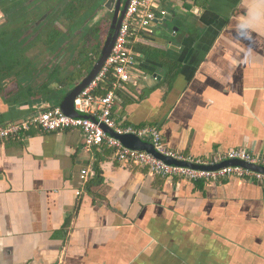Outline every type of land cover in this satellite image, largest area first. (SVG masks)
I'll return each instance as SVG.
<instances>
[{"label": "crops", "instance_id": "0c3cea01", "mask_svg": "<svg viewBox=\"0 0 264 264\" xmlns=\"http://www.w3.org/2000/svg\"><path fill=\"white\" fill-rule=\"evenodd\" d=\"M168 1V16L185 18L134 41L115 119L155 125L168 148L199 161L264 153V0ZM18 88L2 80L0 124L57 105ZM0 264H264V185L162 178L85 149L79 128L31 127L0 140Z\"/></svg>", "mask_w": 264, "mask_h": 264}, {"label": "built area", "instance_id": "2783aa9c", "mask_svg": "<svg viewBox=\"0 0 264 264\" xmlns=\"http://www.w3.org/2000/svg\"><path fill=\"white\" fill-rule=\"evenodd\" d=\"M163 4V0H129L110 55L96 77L73 101L76 111L89 115L95 120L67 115L58 105L38 108L20 120L0 124V140L28 131L31 127H39L45 132L79 128L85 149L104 146L111 150L114 159L122 166L134 165L146 169L154 176L178 178L195 183L218 182L228 177H235L255 180L264 185L262 172L241 165H224L207 169L201 166L167 163L152 153L125 146L104 128L105 126L119 135L133 134L147 140L158 153L178 161L210 166L226 160H239L264 166V153H254L241 147L232 148L223 155H215L208 161L195 160L168 148L157 126H134L115 119L116 89L127 82L136 71L137 61L132 45L141 33H152L156 25L161 24L170 14ZM109 74L113 77L110 87L99 93L96 90ZM89 176L88 168L81 170L82 186L88 181ZM80 193L81 189H78L76 195Z\"/></svg>", "mask_w": 264, "mask_h": 264}, {"label": "trees", "instance_id": "16d2710c", "mask_svg": "<svg viewBox=\"0 0 264 264\" xmlns=\"http://www.w3.org/2000/svg\"><path fill=\"white\" fill-rule=\"evenodd\" d=\"M208 1L194 0V4L206 6ZM104 2L105 0H0V11L4 15L0 25V89L5 77L14 76L19 88L24 91V99L32 96H45V99L52 94L49 87L51 83L58 82L66 87L79 80L91 69L106 38L110 23L104 20L91 26L86 23L97 15ZM57 20L62 24L61 27L54 25ZM74 32L80 34L74 46L71 50L63 47ZM37 48L48 51L51 55L64 50L72 53L76 51L71 61L74 70L60 77V67L56 64L49 67L47 63L37 69L36 63L28 55V51ZM42 74L44 76L38 79ZM168 76L169 73L166 77ZM112 80L113 77L109 74L96 91L103 93L110 87Z\"/></svg>", "mask_w": 264, "mask_h": 264}, {"label": "water", "instance_id": "95a60500", "mask_svg": "<svg viewBox=\"0 0 264 264\" xmlns=\"http://www.w3.org/2000/svg\"><path fill=\"white\" fill-rule=\"evenodd\" d=\"M115 3V6H114ZM129 0H106L104 3V7L108 10L111 11L113 13L112 15V19L110 21L108 30H107V34H106V38L102 44L100 53L98 58L95 60V62L93 63L91 69L85 73L79 80L75 81L74 83L66 86V88H64L66 90V93L62 96H60L58 99H55L57 102V105L61 108V110L70 116H74V117H84V118H90L95 120L94 118H92L89 115L80 113L78 111H76L74 109V98L84 89L86 88L91 81L96 77V75L99 73L100 69L102 68V66L104 65L106 59L108 58V56L110 55V52L112 50V47L114 45V41L116 39L119 27H120V23L122 21V18L124 16V13L126 11V8L128 6ZM193 14L196 15H201V13L203 12V9H200L198 7H194L191 11ZM170 16H167L166 19L163 21L165 22L166 20H170ZM178 27L175 26L174 31L177 32ZM174 36L171 37L170 42L174 45H180V43H178L175 39H173ZM153 77L157 76L160 77V75H157V73H153L152 74ZM61 88V89H62ZM41 109L44 108L43 106H38V105H34L32 106V108L30 109V113L35 110V109ZM104 128L112 135H114L115 137H117L125 146L133 148V149H138V150H144L147 151L149 153H152L153 155H155L157 158H160L162 160H164L167 163H171V164H181V165H190V166H201L203 168H209V169H215L224 165H241L243 167L246 168H250L254 171L257 172H262L264 174V166H258V165H252L249 163H246L244 161H239V160H226V161H222L218 164L215 165H210V166H205V165H198L192 162H183V161H178L175 160L171 157L165 156L163 154L158 153L153 146L147 141V140H143L140 139L139 137L133 135V134H116L115 132H113L112 130H108L105 126Z\"/></svg>", "mask_w": 264, "mask_h": 264}, {"label": "rangeland", "instance_id": "374dc122", "mask_svg": "<svg viewBox=\"0 0 264 264\" xmlns=\"http://www.w3.org/2000/svg\"><path fill=\"white\" fill-rule=\"evenodd\" d=\"M165 8H167L170 12L174 11L171 8V3L167 0H165ZM193 9V8H192ZM105 13V8L101 9L98 12V15L96 16V18L90 23V25H93V22L95 20H98L101 16H103V14ZM194 17L196 16V14H192ZM177 16V18H176ZM186 16L188 17V14H186ZM180 17V18H179ZM171 21L168 20V28L171 29V27L173 25H177V23H179L178 21H180L179 19H184L185 16L180 14H177L175 16L171 17ZM59 22L56 21L54 25L59 26ZM0 25H2V18L0 15ZM73 37L70 38V40L65 43L63 45V47H69L70 50L72 48V46H74V43H76L77 39L80 37V34L78 35V33H75L74 35H72ZM68 48V49H69ZM76 51L74 53H72V51H61L58 54H52L49 53L48 51H45L43 49L40 50V48L34 49L32 51H28V55L29 57L31 56V61L33 63H36V68L38 67L39 69H41V66H44L45 64L48 63V66L51 67L53 65H58L60 67V73L61 76L60 77H64L65 75H67L68 73H70L72 70H74V65L72 64V58L73 55H75ZM3 62H5V60H3ZM1 63V62H0ZM46 74V73H45ZM44 75L42 74L41 77H43ZM13 77V76H12ZM8 80V78H7ZM15 81L13 78H9L8 81L5 80L4 83H6V85H10L12 84L11 82ZM62 88V85H59V83H57L56 85H52L51 87V91L52 93L56 96L55 98L58 99L60 96L64 95L66 93V90L64 88ZM55 101V100H54Z\"/></svg>", "mask_w": 264, "mask_h": 264}, {"label": "flooded vegetation", "instance_id": "af4514ba", "mask_svg": "<svg viewBox=\"0 0 264 264\" xmlns=\"http://www.w3.org/2000/svg\"><path fill=\"white\" fill-rule=\"evenodd\" d=\"M106 1V0H105ZM116 1V0H115ZM105 3V2H104ZM104 3H103V5H102V9L103 8H105L104 7ZM114 6H115V3H114ZM101 10V9H100ZM99 10V11H100ZM98 11V12H99ZM98 12H97V15H98ZM0 15H1V18L3 19V13L0 11ZM96 15V16H97ZM112 15H113V13L111 12V11H108L106 8H105V13L103 14V16H101L98 20H95L94 22H93V24H95V23H97L98 21H100V20H104V21H106V22H108V23H110V21H111V19H112ZM96 16L92 19V20H90L89 22H86L89 26H91L90 25V23L96 18ZM58 22H59V20H57ZM60 23V22H59ZM61 23L59 24V26H57V27H61ZM76 32H74L73 33V35L75 34Z\"/></svg>", "mask_w": 264, "mask_h": 264}]
</instances>
